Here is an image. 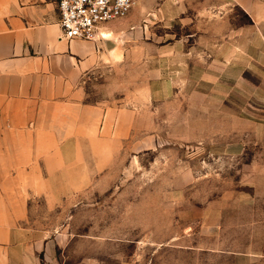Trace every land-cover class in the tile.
<instances>
[{
  "label": "rangeland",
  "instance_id": "obj_1",
  "mask_svg": "<svg viewBox=\"0 0 264 264\" xmlns=\"http://www.w3.org/2000/svg\"><path fill=\"white\" fill-rule=\"evenodd\" d=\"M262 9L137 0L106 23L95 150L32 210L67 264H264Z\"/></svg>",
  "mask_w": 264,
  "mask_h": 264
},
{
  "label": "crops",
  "instance_id": "obj_2",
  "mask_svg": "<svg viewBox=\"0 0 264 264\" xmlns=\"http://www.w3.org/2000/svg\"><path fill=\"white\" fill-rule=\"evenodd\" d=\"M58 19L56 0H0V264H67L35 225L34 198L95 150L103 109L85 101L82 81L108 50L65 38Z\"/></svg>",
  "mask_w": 264,
  "mask_h": 264
},
{
  "label": "built area",
  "instance_id": "obj_3",
  "mask_svg": "<svg viewBox=\"0 0 264 264\" xmlns=\"http://www.w3.org/2000/svg\"><path fill=\"white\" fill-rule=\"evenodd\" d=\"M65 38L97 40L109 21L125 16L137 0H56Z\"/></svg>",
  "mask_w": 264,
  "mask_h": 264
},
{
  "label": "water",
  "instance_id": "obj_4",
  "mask_svg": "<svg viewBox=\"0 0 264 264\" xmlns=\"http://www.w3.org/2000/svg\"><path fill=\"white\" fill-rule=\"evenodd\" d=\"M109 37H110V36L106 37V36H104L103 34L100 33V38L103 39V42L105 43V45H106V47H107V50L109 51L110 55L113 56V53H114V51H115V47H111V46L108 45Z\"/></svg>",
  "mask_w": 264,
  "mask_h": 264
},
{
  "label": "bare ground",
  "instance_id": "obj_5",
  "mask_svg": "<svg viewBox=\"0 0 264 264\" xmlns=\"http://www.w3.org/2000/svg\"><path fill=\"white\" fill-rule=\"evenodd\" d=\"M106 29L105 25L100 29V33L104 35V33L109 36L111 33L110 32H105L104 30ZM105 36V35H104ZM119 54L117 51H114V56H118Z\"/></svg>",
  "mask_w": 264,
  "mask_h": 264
}]
</instances>
